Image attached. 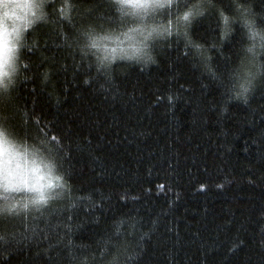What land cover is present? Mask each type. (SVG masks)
Instances as JSON below:
<instances>
[{
	"label": "trees",
	"instance_id": "trees-1",
	"mask_svg": "<svg viewBox=\"0 0 264 264\" xmlns=\"http://www.w3.org/2000/svg\"><path fill=\"white\" fill-rule=\"evenodd\" d=\"M37 2L43 19L25 30L15 115L0 129L63 151L44 201L4 214L0 191V264H98L119 244L127 264H264V80L246 103L224 81L239 26L205 71L173 41L170 10L168 42L145 66L121 52L139 28L129 6L97 0L113 6L80 23L68 0ZM252 8L264 15V0ZM190 31L214 36L215 19ZM89 34L107 39L92 47Z\"/></svg>",
	"mask_w": 264,
	"mask_h": 264
},
{
	"label": "clouds",
	"instance_id": "clouds-1",
	"mask_svg": "<svg viewBox=\"0 0 264 264\" xmlns=\"http://www.w3.org/2000/svg\"><path fill=\"white\" fill-rule=\"evenodd\" d=\"M253 0H162L147 9V19L156 27L146 29L141 36L140 47L133 53L145 66L157 63V50L168 42L167 15L171 10L175 26L173 41L188 49V57L205 71H212L213 55L235 33L241 31L239 58L224 78L226 93L232 101L246 103L259 82L264 80V15H258L252 8ZM44 3L36 0H0V38L4 45L6 62L0 74L3 82L11 85L18 71L17 53L23 47L25 30L43 19ZM130 22H137L141 15H133L131 7L124 9ZM187 14V15H185ZM163 17L165 24L160 25ZM215 19L216 34L206 39H197L190 31L191 23L201 19ZM222 22V23H221ZM57 149L47 145H25L15 139L6 129H0V182L4 186L5 205L13 204L23 211L25 205L37 203L40 189L55 178L57 170ZM27 185V188H25ZM15 186V187H12ZM12 187V190L6 188ZM18 187L19 191L15 188ZM12 193H19L12 196ZM4 205V206H5ZM127 251H113L98 264H127ZM78 264H89L81 259Z\"/></svg>",
	"mask_w": 264,
	"mask_h": 264
},
{
	"label": "snow or ice",
	"instance_id": "snow-or-ice-1",
	"mask_svg": "<svg viewBox=\"0 0 264 264\" xmlns=\"http://www.w3.org/2000/svg\"><path fill=\"white\" fill-rule=\"evenodd\" d=\"M37 2V0H36ZM68 2L71 4V9L73 13H77L79 16V22L80 23H88L89 21H92L94 18H96L98 11L102 7H112V3L108 4H101L98 3L97 0H68ZM115 3L119 4L121 7V10L124 9V7L127 5L132 8L133 14L135 15H141V17L147 15V9L152 4L160 3V0H115ZM37 5L39 6V2H37ZM51 7H55L54 5H51ZM187 15V14H185ZM73 22H76V17H73ZM78 31V29H77ZM71 35V32H70ZM89 39L91 40V46L92 47H98L99 42L107 39V37H94L89 34ZM6 45H4L2 38H0V69L3 68L4 63L6 62L5 56H4V48ZM3 75H6V73L0 74V87H2V91H0V122L7 123L9 122L15 115L14 112V100L13 95L8 91V86L4 84L3 82ZM55 140V138H53ZM53 146L58 151H63L62 148H58L56 144H53ZM59 179V178H57ZM2 187H4L2 185ZM15 187V186H12ZM12 187L6 188V190H12ZM25 188H27V185H25ZM16 191H19V188H15ZM40 191V196L38 202H42L45 200V196ZM14 207V206H13ZM25 208H27V205H25ZM4 214L10 213L12 211L11 207L4 206ZM116 231L119 232L120 228L119 226L116 228ZM5 235H8V233H5ZM12 236L15 235V233L11 234ZM111 239L107 243H110ZM124 249L123 244H119L116 246L115 251L119 254L121 253V250Z\"/></svg>",
	"mask_w": 264,
	"mask_h": 264
},
{
	"label": "rangeland",
	"instance_id": "rangeland-1",
	"mask_svg": "<svg viewBox=\"0 0 264 264\" xmlns=\"http://www.w3.org/2000/svg\"><path fill=\"white\" fill-rule=\"evenodd\" d=\"M160 2H162V0H160ZM135 15V14H134ZM146 22L148 24H151L150 21H148L147 19V15L140 17L139 20L137 21L138 23V27L136 28L137 31L132 32L131 34L127 35L123 41V44L121 46V52L124 54H130V53H134L137 51L138 47L140 46L139 44H137L141 39V36L144 34V31H142L143 29L146 30V28H149L150 26L146 27L147 25ZM116 44L121 45V41L116 40ZM108 48L107 45L104 46V49L106 50ZM51 182L52 180H49L47 182V186L46 187H42L40 190L41 192H48L52 187H51ZM0 191H4L3 187H2V182H0Z\"/></svg>",
	"mask_w": 264,
	"mask_h": 264
}]
</instances>
